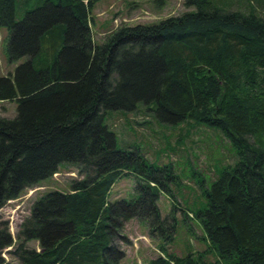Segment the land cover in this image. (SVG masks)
<instances>
[{
  "label": "trees",
  "instance_id": "obj_1",
  "mask_svg": "<svg viewBox=\"0 0 264 264\" xmlns=\"http://www.w3.org/2000/svg\"><path fill=\"white\" fill-rule=\"evenodd\" d=\"M98 1L0 0L8 60L26 57L0 76V101L17 103L14 117L0 115V208L61 163L82 175L68 191L37 197L15 241L0 216V264H119L125 253L117 241L133 218L164 242L149 264H264V0L225 7L223 0H184L191 9L180 15L121 24L97 43ZM117 116L140 132L181 123L216 128L237 160L210 171L207 183L200 178L186 199L174 198L163 217L159 194L173 199V190L184 189L175 163L118 146L115 131L126 127H117ZM130 174L134 196L109 201L112 185ZM176 210L201 225L206 250L166 249ZM10 246L14 263L2 255Z\"/></svg>",
  "mask_w": 264,
  "mask_h": 264
},
{
  "label": "rangeland",
  "instance_id": "obj_2",
  "mask_svg": "<svg viewBox=\"0 0 264 264\" xmlns=\"http://www.w3.org/2000/svg\"><path fill=\"white\" fill-rule=\"evenodd\" d=\"M229 1L220 2L224 3L225 7ZM190 9L184 6V0H99L92 11L94 18L92 36L97 43H100L109 30L121 24L151 23L169 16L180 15ZM7 36L8 29L0 26V76L13 73L15 67L26 60V57L14 62L8 60ZM16 110L15 101H0L1 116L14 117ZM118 113L126 114L127 119L132 115L127 112ZM114 121L118 128L126 127L124 118L117 116ZM106 124L113 127L110 114L106 117ZM195 126L196 128L181 123L172 128H160L155 125L151 126V129L141 128L146 138L133 127H126L124 132L115 131L118 146L136 147L150 162L161 164L173 160L172 162L175 163V172L184 189L178 186L174 191L172 188L173 199L165 193L159 194L157 205L163 217L172 212L174 198L180 201L186 199L185 196L189 191L193 194L194 183L197 184L200 178L207 183L214 177L210 175V171L214 174L217 166L231 164L237 160L235 149L222 131L204 124L195 123ZM180 133L183 135L180 136ZM179 139L182 140L181 143L178 142ZM182 157L184 158L181 160ZM80 178L82 175L77 167L61 163L58 171L50 178L43 180L38 186L26 189L19 197L7 201L0 208V216L8 222L13 240H16L19 222L29 213L37 197L50 190L68 191L71 188V181ZM134 186L135 177L131 174L118 179L110 189L109 201L133 197ZM176 218L175 233L173 239L165 245L166 249L179 255L206 250V243L199 239V236L203 235L201 225L196 220H191L189 223L183 221L180 211L177 210ZM122 234L125 238L119 239L117 244L124 251L125 256L119 264H149V260L160 253V245L164 244L161 239L149 235L145 222L135 218L125 223ZM27 245L39 249L35 240L28 241ZM11 249V246L6 247L2 252L6 263L16 262L8 254ZM215 256V251H210L205 258L212 260Z\"/></svg>",
  "mask_w": 264,
  "mask_h": 264
}]
</instances>
